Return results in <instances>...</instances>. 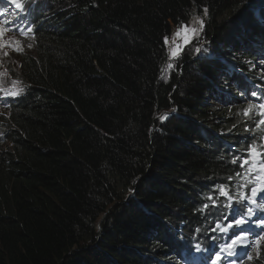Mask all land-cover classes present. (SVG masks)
<instances>
[{
	"label": "trees",
	"instance_id": "trees-1",
	"mask_svg": "<svg viewBox=\"0 0 264 264\" xmlns=\"http://www.w3.org/2000/svg\"><path fill=\"white\" fill-rule=\"evenodd\" d=\"M47 5L0 105V264H212L249 208L217 264H264V0ZM202 10L203 52L166 65Z\"/></svg>",
	"mask_w": 264,
	"mask_h": 264
},
{
	"label": "rangeland",
	"instance_id": "rangeland-1",
	"mask_svg": "<svg viewBox=\"0 0 264 264\" xmlns=\"http://www.w3.org/2000/svg\"><path fill=\"white\" fill-rule=\"evenodd\" d=\"M16 2L21 4V8H17L13 0H4L0 2V53L2 54L0 58V70L4 73L3 78L5 81L3 84L0 83V99L12 98L20 93V91L14 87V84L18 86L21 85L19 82L10 79L12 77L10 71H17L18 69L19 58L17 54L27 52L31 48V44L26 38V31L22 34L11 32L12 30H19V28H27V12H25L27 7L25 0H16ZM52 11L54 12L53 9ZM204 18L205 12L202 10L200 13L193 12L185 23H181L180 25L172 24L170 34L167 36V43H165L164 38L167 54L166 65H168L173 58L177 57H173L171 54L176 43H183L182 40H177L175 37L177 29L181 28L182 25H188L190 29H194L191 42L184 45L183 49L189 46V50L192 52H198V54L203 52L202 47L204 45L200 46L201 40L199 35L203 27V23L201 24L200 21H203ZM9 49L12 50V53H7L10 51ZM197 49H199V51H197ZM3 85H5L6 89L3 88ZM101 219L102 218H100L99 223Z\"/></svg>",
	"mask_w": 264,
	"mask_h": 264
},
{
	"label": "snow or ice",
	"instance_id": "snow-or-ice-1",
	"mask_svg": "<svg viewBox=\"0 0 264 264\" xmlns=\"http://www.w3.org/2000/svg\"><path fill=\"white\" fill-rule=\"evenodd\" d=\"M14 3H16V7L17 8H21V4L16 2V0H13ZM7 23V22H5ZM200 23L202 24L203 21H200ZM194 32V29H190L188 27V25H182L181 28H178L176 33H175V37L177 38V40H182L183 43H176L175 47L172 49V56H178L180 54V52L183 50V46L190 43L191 39H192V33ZM167 37H165V43H167ZM197 51H199V49H197ZM169 67H172V65H169ZM15 94V93H13ZM251 107V105H250ZM261 109H264V104L260 105ZM245 115H248V110H245ZM262 116H264V113H261ZM167 114L160 116V120L163 121L164 119H166ZM260 124H264V119L260 120ZM249 157H258L261 155L260 152L257 151L256 146H249L248 148V154ZM248 159H245L243 161V163L241 164V166H243L244 164H248ZM233 163H237L236 160L233 161ZM220 192L222 195L227 196V192L225 191V189L223 188V186L220 187ZM257 191L258 189H253V197H255L257 195ZM259 191H264V188L259 189ZM208 199H212L211 196L208 197ZM229 199H231L229 197ZM254 202V201H253ZM213 205H215V200H213ZM229 207H231V205H228ZM208 205L205 204L204 208H207ZM259 207V206H258ZM203 209H201L202 211ZM253 209L249 208L248 210V216L247 217H241L240 219H235L234 218V222L233 223H229L228 228H221V231L223 232H227L228 229L231 228H237L241 230V234L240 235H235L234 238L231 239L230 243H226L224 246L221 247L220 252H226V255L228 256H233L236 254V249L238 247H240L242 244H248L249 241L247 239H245V237L248 235L247 230L243 229L242 226L247 224L249 222L250 217L253 215ZM227 219V217H226ZM261 225H264V220L260 221ZM217 227H220V225L218 224ZM257 245H259V240H257ZM199 247V246H197ZM220 252L217 253L216 257L214 259H212V264H217V262L222 258L220 255ZM249 259H251V257H249Z\"/></svg>",
	"mask_w": 264,
	"mask_h": 264
},
{
	"label": "bare ground",
	"instance_id": "bare-ground-1",
	"mask_svg": "<svg viewBox=\"0 0 264 264\" xmlns=\"http://www.w3.org/2000/svg\"><path fill=\"white\" fill-rule=\"evenodd\" d=\"M2 1H4V0H0V2H2ZM36 1H34V2H36L35 4H34L33 1H31L30 2V6L25 9V12H27V11H29L28 8L34 7V8H32V12L30 14L28 12L26 13V14L29 15L28 17H29V22H30L31 26H33L34 28L38 26L37 24L41 20L44 23L46 22V19L45 18H42V17L37 16V15H44V14L45 15L46 14L48 15L49 14L48 12L47 13L45 12L46 9H48V8H44L45 5L48 6L47 3H46V1L45 0H40V1L39 0H36ZM40 8H44V9H40ZM5 11H7V10H5ZM0 40H1V37H0ZM261 160L264 161V158L261 159ZM237 171H238V169H237ZM235 173H236V171H235ZM258 182H259L258 189L263 188L264 187V166H262L260 163H259V166H258Z\"/></svg>",
	"mask_w": 264,
	"mask_h": 264
}]
</instances>
